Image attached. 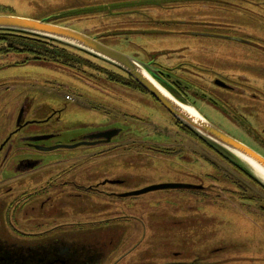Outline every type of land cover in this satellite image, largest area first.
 <instances>
[{
    "label": "rangeland",
    "instance_id": "1",
    "mask_svg": "<svg viewBox=\"0 0 264 264\" xmlns=\"http://www.w3.org/2000/svg\"><path fill=\"white\" fill-rule=\"evenodd\" d=\"M0 16L49 21L140 60L177 99L264 155V0H0ZM68 51L70 67L0 56V143L26 122L0 156V235L97 245L100 264H264V182L250 165L181 127L117 66ZM112 127L137 145L70 147ZM30 137L56 149L29 148ZM24 157L37 169L17 170ZM105 175L122 182L104 184ZM169 184L188 187L128 195ZM24 192L36 211L11 214ZM9 222L37 223L38 234L23 237Z\"/></svg>",
    "mask_w": 264,
    "mask_h": 264
},
{
    "label": "water",
    "instance_id": "2",
    "mask_svg": "<svg viewBox=\"0 0 264 264\" xmlns=\"http://www.w3.org/2000/svg\"><path fill=\"white\" fill-rule=\"evenodd\" d=\"M0 30L22 32L55 40L63 44L72 46L87 54L99 57L100 59H103L117 66L121 70L128 73L145 90H147L177 121L182 123V125L186 126L205 142L220 145L225 149L229 150L230 152L236 154L239 158L242 157V160L245 161V159H247L249 161H252L258 166H260L262 169H264V156L262 154L212 124L197 109L196 110L200 113L201 118L192 117L174 100L167 97V95L163 93L159 85L164 88L167 92H169V94H171L174 99L180 101L157 80V78L153 75L151 69H149L148 66L143 64L140 60L124 52L116 50L108 45H105L96 38H92L82 32L67 27H62L50 23L49 21L35 20L24 17L0 16ZM180 102L183 103L182 101ZM183 104L188 105L186 103ZM29 139L33 140L35 138ZM37 139H40V137H38ZM80 145H82V143H77L71 145L70 147H77ZM36 147L44 151L56 149L41 146ZM60 147L62 146H59L57 148ZM261 183L263 184V182ZM187 187V185L182 186L175 184L158 185L146 188L138 192L130 193L128 195H141L149 191L164 188Z\"/></svg>",
    "mask_w": 264,
    "mask_h": 264
},
{
    "label": "flooded vegetation",
    "instance_id": "3",
    "mask_svg": "<svg viewBox=\"0 0 264 264\" xmlns=\"http://www.w3.org/2000/svg\"><path fill=\"white\" fill-rule=\"evenodd\" d=\"M222 84V83H221ZM225 88H229L227 85L222 84ZM48 122L46 120L40 121V123H46ZM180 126L181 124L177 122ZM26 124L24 122L23 116L20 117L19 124L14 132H12L7 138H5L0 143V156H3L6 159L9 157V153L11 152V149L13 148L14 144V134L19 132L20 129L23 128V126ZM182 127V126H181ZM127 135L125 136V141H120L118 138L123 134L124 130L117 127L112 128H105V129H98L96 131L90 132L89 134L79 138L77 141H74V144L82 143V145L86 146H103L100 147L103 152H110L112 150L118 149V148H124L126 150H131L132 146L135 144L137 145L136 141L133 140L132 135L133 132L127 130ZM59 133H55L51 136H48L47 138H53V137H59ZM147 137V136H146ZM35 138L33 140H30L29 138L25 139V143L29 148H33L36 150L38 149L36 146H39L45 139L40 138L37 139L36 137H30ZM123 140V139H122ZM136 140V139H135ZM40 143V144H39ZM149 143L147 141H143L140 146L147 145L148 147L150 145L145 144ZM139 144V143H138ZM98 150V154H101ZM149 151H161L160 148L151 146L148 149ZM18 164L17 167L20 169V172H27L29 170H35L37 169V162L38 160L36 158L31 157H24L17 160ZM22 168V169H21ZM21 174V173H20ZM104 184H114V183H121L122 179L120 178H110L108 175H105L104 179L102 180ZM87 188V187H86ZM88 191L92 192H100V193H108L107 191L99 190L96 186H88ZM27 192H24L23 197L26 201V203H16L15 206H13L12 213L15 215L18 211V209H24V213L34 214L35 207L32 205L33 202L36 200H33L31 194H26ZM14 203V202H13ZM13 203L11 205H13ZM10 205V206H11ZM12 218H10L9 221H11ZM7 224L12 230H16L20 232L23 237L31 236V235H37L38 232H36L35 227L36 224H33V226L29 228H20L16 225L15 222H9ZM1 226V225H0ZM43 234V233H40ZM45 234H52V232L47 231ZM83 240H81L82 242ZM70 240H66L64 238L61 239H54L52 237L47 238L45 241H42L40 243L36 241L34 242H26L24 240H10L0 235V264H100V261L102 260L103 256L100 257L99 252L97 254L94 253V248L97 246L93 245H85L83 247V250L78 249L76 251L72 250L71 247L73 244ZM127 253L124 255L126 256ZM122 259V258H121ZM120 259V260H121Z\"/></svg>",
    "mask_w": 264,
    "mask_h": 264
},
{
    "label": "trees",
    "instance_id": "4",
    "mask_svg": "<svg viewBox=\"0 0 264 264\" xmlns=\"http://www.w3.org/2000/svg\"><path fill=\"white\" fill-rule=\"evenodd\" d=\"M29 47L30 49H28ZM68 49H73L75 51L82 52L72 46L48 38H43L40 36L26 34L22 32L0 30V56L10 53H30L31 55L26 60V62L51 61L53 63L70 67V53ZM43 50L48 51L49 54L43 53ZM123 73H125L128 77L127 84H135L140 87L143 91L147 92L128 73H126L125 71ZM123 81L125 83V78H121V76H116L112 82L123 83Z\"/></svg>",
    "mask_w": 264,
    "mask_h": 264
},
{
    "label": "bare ground",
    "instance_id": "5",
    "mask_svg": "<svg viewBox=\"0 0 264 264\" xmlns=\"http://www.w3.org/2000/svg\"><path fill=\"white\" fill-rule=\"evenodd\" d=\"M159 85V84H158ZM159 87L161 88V90L163 91L164 94L167 95V97L171 98L172 100H174L180 107H182L188 114H190L192 117L194 118H201L200 113L193 107L189 106V105H185L183 103H181L180 101L174 99L172 97L171 94H169V92H167L164 88H162L160 85ZM242 158V157H241ZM245 159V158H243ZM245 161L250 165V167L252 168V170L255 172V174L264 182V169H262L260 166H258L256 163L249 161L247 159H245Z\"/></svg>",
    "mask_w": 264,
    "mask_h": 264
}]
</instances>
